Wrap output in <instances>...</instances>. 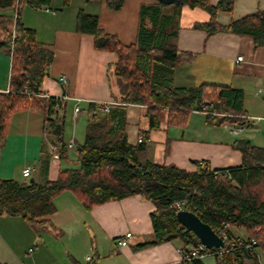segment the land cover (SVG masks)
I'll return each mask as SVG.
<instances>
[{
  "label": "crops",
  "instance_id": "crops-1",
  "mask_svg": "<svg viewBox=\"0 0 264 264\" xmlns=\"http://www.w3.org/2000/svg\"><path fill=\"white\" fill-rule=\"evenodd\" d=\"M208 2L215 6L219 0ZM157 3V0H124L121 8L113 10L106 6V0H68L67 4L64 0H52L48 7L34 9L24 5L20 9L19 21L33 29L37 39L53 53L42 82V96L56 99L68 96L61 99L64 108L58 114L64 116V130L67 115L73 122L67 140L63 131L65 143L74 142L66 156L79 144L75 135L77 126L81 127L80 114L88 115L87 122L94 121L104 114L95 109L97 103L114 102L113 105H120L125 112L127 142L135 145L138 136L146 138L138 155L140 160L173 164L189 172L197 168L194 161H204L210 170L239 166L241 154L232 146L235 140L247 139L254 146L264 148L261 91L264 90V47H255L246 35L222 31L208 35L196 28V23L210 19V14L202 8H190L184 3L163 5L162 13L173 17L169 30L174 34L168 43L194 55L188 63L175 67L174 86L235 88L243 93L242 108L229 114L213 108L214 115L191 110L184 126H169L162 119L157 128L150 129L145 105L117 102L126 89V83L112 73L117 55L96 50L92 35L75 29L77 12L82 10L97 16L98 26L104 32L129 45L137 37L141 6ZM256 10H264V0H232L231 13L218 11L215 19L220 25H227L232 19ZM2 12L13 13L11 9ZM145 24L151 26L147 19ZM239 56L241 60H237ZM9 66L10 57L0 48V91L8 89ZM61 74L67 77L63 86L58 82ZM76 104L80 110L74 116ZM217 115L235 116L238 120L214 126L205 119ZM44 119L45 115L34 108L8 118L0 138V178L43 183L56 179L60 170L70 168L61 163L66 156L51 157L49 143L55 141V136ZM26 166L34 168L28 178L22 174ZM53 203L55 211L44 217V227L29 224L20 216L0 215V264H89L87 256L92 259L91 264H182L180 240L144 245L153 240L150 213L155 206L138 194L86 210L72 192L65 190L53 198ZM128 231L131 237L127 244L119 246L118 239ZM227 231L234 238L248 236L243 228L232 225ZM254 251L262 264V253ZM215 262V256L206 255L189 264Z\"/></svg>",
  "mask_w": 264,
  "mask_h": 264
},
{
  "label": "trees",
  "instance_id": "trees-1",
  "mask_svg": "<svg viewBox=\"0 0 264 264\" xmlns=\"http://www.w3.org/2000/svg\"><path fill=\"white\" fill-rule=\"evenodd\" d=\"M182 1L190 8H202L210 14L207 22L194 25L208 35L221 31L246 35L255 47H264V10L220 25L215 15L218 11L231 13L232 0H219L215 6L208 0ZM51 2L0 0V48L10 57L8 89L0 91V138L10 116L34 108L45 115L44 121L55 136L53 142L59 144L63 158L68 150L63 139L65 119L53 110L57 102L62 110L63 103L42 96V82L53 53L37 39L33 29L19 19L14 20L12 13L2 12L17 9L20 13L24 5L38 9L48 7ZM67 2L64 0V4ZM123 3L124 0H106V6L113 10L121 8ZM162 9L161 3L141 6L137 37L129 45L104 32L98 26L97 16L82 10L77 12L76 31L92 35L96 50L117 55L112 73L126 83L120 103L145 105L150 129L157 128L162 119L169 126H184L191 110L201 101L212 102L218 112H240L241 90L216 85L174 86L175 67L188 63L194 55L168 43L174 34L169 30L173 17L164 15ZM146 19L150 27L145 24ZM205 119L214 126L238 120L228 115ZM125 123V112L120 105H111L107 113L87 122L84 138L75 148L78 166L60 170L54 180L37 183L0 178V215L20 216L29 224L44 227V217L55 211L53 198L62 191L72 192L86 210L138 194L155 206L150 213L153 240L144 245L178 239L182 247L188 246L191 232L182 231L172 208L181 201L183 209L194 212L214 230L223 223L243 228L247 237L258 243L255 248L264 254V148L254 146L247 139H237L232 146L241 154L239 166L210 170L204 161H194L197 168L189 172L173 164L140 160L138 155L146 138L135 145L128 143ZM215 259V264H245V260L259 264L254 249L225 252Z\"/></svg>",
  "mask_w": 264,
  "mask_h": 264
},
{
  "label": "built area",
  "instance_id": "built-area-1",
  "mask_svg": "<svg viewBox=\"0 0 264 264\" xmlns=\"http://www.w3.org/2000/svg\"><path fill=\"white\" fill-rule=\"evenodd\" d=\"M13 18L14 20L19 19V13L17 9L13 10ZM237 60H241V56L237 57ZM58 82L60 85H65L67 83V77L64 74H61L58 76ZM261 90V89H258ZM263 93L264 97V90H261ZM67 95H63L62 97L59 98L61 99H67ZM62 101V100H61ZM114 102H102V103H97L95 105V109L99 112L102 113H107L109 111V108L111 105H113ZM213 103L208 102V101H201L198 105L197 108H193L192 110L195 112L202 113L204 115H214L216 114L213 109ZM53 110L55 113L58 115L62 110L60 107V104L57 102L53 106ZM80 108L76 104L73 108V115L77 116ZM54 117V115H52ZM144 140V136L140 135L137 138V142H142ZM67 148H73L74 147V142L71 140L66 143ZM59 144L55 142L49 143V151L51 153V157L53 159H59L60 158V153H59ZM201 162V161H200ZM34 168L32 166H26L22 169V174L24 177L28 178L31 173L33 172ZM173 210L178 211L183 209L182 208V202L177 201L172 205ZM229 226L228 223H223L222 227L217 228L215 232L221 237L223 240V246L220 248H207L204 244H202L199 239L194 235V234H189L188 240V246L182 247L179 249V257L180 261L182 264H189L190 262H193L195 260H198L206 255H212L216 257H221L223 253L229 252V251H234V250H239L241 252H249L250 250L254 249L255 246L258 244L253 238L245 237V238H234L230 237V235L227 232V227ZM182 227V226H181ZM182 231H188L184 227H182ZM190 232V231H189ZM131 237V232L128 231L124 233V235L118 239L117 243L119 246L123 247L127 244L128 238ZM86 261L91 264L92 259L90 257H86Z\"/></svg>",
  "mask_w": 264,
  "mask_h": 264
},
{
  "label": "water",
  "instance_id": "water-1",
  "mask_svg": "<svg viewBox=\"0 0 264 264\" xmlns=\"http://www.w3.org/2000/svg\"><path fill=\"white\" fill-rule=\"evenodd\" d=\"M157 1L162 5L183 4L182 0ZM32 181L33 180L30 179V182ZM175 219L182 227L194 234L207 248H220L223 246L221 237H219L215 230L207 223L203 222L194 212L187 209L178 210L175 213Z\"/></svg>",
  "mask_w": 264,
  "mask_h": 264
},
{
  "label": "rangeland",
  "instance_id": "rangeland-1",
  "mask_svg": "<svg viewBox=\"0 0 264 264\" xmlns=\"http://www.w3.org/2000/svg\"><path fill=\"white\" fill-rule=\"evenodd\" d=\"M117 102H120V101H117ZM87 118H88V115L86 113H81L80 114L79 119L81 121V127H80V124H79V127L77 126V128H76L77 129V133L75 135L77 143L82 142V140L84 138V134H85L86 126H87ZM72 123L73 122L71 121L70 115H67V117H66V127H65V130H64V139L65 140H67L69 138L68 134H70V127H71ZM75 156H76L75 151L71 149L67 153L66 159H63L61 161L62 165L66 166V167H70V168L77 167L78 163H77V160H76ZM256 249L257 248H254V250H256ZM261 263L264 264V255L263 254L261 255ZM246 264H252V262L248 261Z\"/></svg>",
  "mask_w": 264,
  "mask_h": 264
}]
</instances>
